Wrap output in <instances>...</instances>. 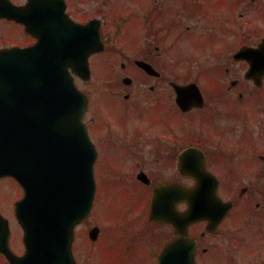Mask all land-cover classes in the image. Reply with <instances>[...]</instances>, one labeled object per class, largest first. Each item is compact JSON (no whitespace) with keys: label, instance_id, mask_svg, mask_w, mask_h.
Returning <instances> with one entry per match:
<instances>
[{"label":"flooded vegetation","instance_id":"flooded-vegetation-1","mask_svg":"<svg viewBox=\"0 0 264 264\" xmlns=\"http://www.w3.org/2000/svg\"><path fill=\"white\" fill-rule=\"evenodd\" d=\"M56 1L57 5L54 0H33L27 10L31 0H0V14L21 7L23 17L31 24L28 30L24 23L0 15V49L35 46L37 53L40 46L38 57L46 55L52 61L54 42L69 25L65 24L64 8L82 24L102 18L99 7L87 12L81 5L83 0ZM234 5L236 12L223 26L216 27L210 8L199 0H182L179 4V23L180 19L190 18L204 26L200 34L190 32L192 26L177 32V44L181 45L183 38L194 37L202 45V51L192 47L191 55L185 50L178 53L180 61L193 62L187 69L189 75H208V88L205 90L201 84V103L194 101L184 108L178 105L173 85L177 83V64L172 70H160L154 62L163 54L159 46L154 51L143 45L138 56L129 52V57L123 51L119 54L122 59L117 60L102 27L105 49L98 51L93 39L82 50L87 53L90 79L78 77V81L89 102L84 120L98 153V186L129 190L148 205L154 189L162 184L180 182L206 194L208 203L203 201L201 205L204 217L189 225L186 237L169 224L161 225L162 240L166 239L163 247L173 240L178 242L177 264H191L182 259L194 250V245L195 264H264V26L255 23L248 30L245 12L239 11L245 0H236ZM164 12H144L146 29L151 19L162 18ZM251 17L264 18V11ZM171 26L176 23L172 21ZM219 30L227 38H221ZM155 34L151 30L147 35ZM215 37L224 42L232 37V46L226 43V51L231 52L205 49L202 42L210 39L213 44ZM138 44H132L133 49L138 50ZM66 46H70L69 41ZM244 47L247 52L238 53ZM108 49L112 51L107 54ZM142 61L152 64L155 70L147 71L138 64ZM185 97L195 99L191 91ZM177 113L181 115L178 119ZM187 146H195L203 154L194 152L180 161L179 155ZM18 185L21 197L23 189ZM176 204L181 212L188 208L185 202ZM11 210L8 206L0 213L9 219L11 249L22 255L24 245L20 249L15 246V233L17 229L23 237V230ZM166 228L168 232L164 233ZM0 264H11L2 252Z\"/></svg>","mask_w":264,"mask_h":264},{"label":"water","instance_id":"water-1","mask_svg":"<svg viewBox=\"0 0 264 264\" xmlns=\"http://www.w3.org/2000/svg\"><path fill=\"white\" fill-rule=\"evenodd\" d=\"M21 12L16 7L10 15L25 22ZM69 21L59 37L63 35L70 44L65 50L71 58L65 57L63 63L54 57V65L37 66L34 48L0 51V177H15L25 190L16 209L25 231L26 253L21 258L8 249V222L0 215V251L13 264H78L73 255L75 226L91 214L94 203L97 154L83 122L88 103L68 68L88 78L87 53L82 50L91 40L98 46L101 40L99 31L91 35L89 25ZM175 87L179 103L186 105L190 100L186 91L193 85ZM16 88L25 90L26 96H13ZM18 101L25 105L17 106ZM174 185L154 190L150 217L173 223L177 229L181 219L186 223L196 215L198 191ZM175 188L176 203L190 204L184 216L174 208ZM98 231L93 228L91 236L95 238ZM181 233L187 235V231ZM175 245L162 252L160 264L177 261L180 249ZM193 255L194 250L188 251L185 260L193 262Z\"/></svg>","mask_w":264,"mask_h":264},{"label":"rangeland","instance_id":"rangeland-1","mask_svg":"<svg viewBox=\"0 0 264 264\" xmlns=\"http://www.w3.org/2000/svg\"><path fill=\"white\" fill-rule=\"evenodd\" d=\"M83 1L81 5L84 6L87 12L92 11L96 7L101 9L103 35L114 48V51L108 49L107 54L112 51L119 57L117 60H120L122 58L119 54L123 51H126L125 54L131 52V56H138L140 54L139 48L143 45L150 46L154 51H157L156 46H159L163 54L160 58H154V62L160 70H165L162 68L172 70L174 69V64H177V81L186 82L195 80L200 85L202 84L205 90L208 88V75L205 74L204 77L198 76L196 75L197 72L189 75L190 73L187 69L193 62L188 61L186 64L180 61L181 55H178L183 50L190 54L192 47L193 49L196 48L197 51H202V45L198 41L199 38L195 39L194 37L183 38L180 43L181 45L177 44V32L186 30L189 26H192L188 30L190 32L196 31L200 34L204 28L200 23L197 24L190 18L183 21L180 19V23L177 21V10L180 9L179 4L182 0ZM235 1L199 0L201 4L210 8L213 23L216 27L223 26L225 21H228L232 16L233 12H236ZM160 8L168 13L167 18H161L158 22L159 26L165 25V28H163L158 36H146L144 19L141 15L144 12L145 15L153 14ZM259 10L264 11V0H245V6L239 8L240 12H245V22L248 30L254 27L255 23H257L258 27L264 26L263 17H251L254 14L257 15ZM172 21L176 23L175 27L171 26ZM213 29L215 31V27ZM165 33L168 35L165 39H162ZM221 33L220 31L219 36L221 38L222 35L223 38H227L224 33ZM232 40V37L229 38L227 44L232 46L229 43L234 41ZM136 43H139L136 45L138 50L136 48L133 49L134 46L132 44ZM219 43L220 46H218L215 53L231 52L230 49L222 51L221 40ZM174 44L175 46L177 44L176 48L173 47ZM202 44H204L205 49L213 46L210 39L203 41ZM128 56L130 57L129 54ZM176 57L177 60L174 61ZM195 64L197 65L198 62H195ZM102 67H104L103 64ZM168 78L173 79V76H169ZM99 82L102 83L101 78H99ZM179 117L181 115L177 113V119ZM129 194L131 197H128L122 189L113 186L111 188L102 187L98 190L92 217L87 223L78 228V239L75 243V250L78 253L79 257L77 253L76 256L80 263L82 261L84 264H158L159 251L165 243L164 240L166 241L165 238L162 240L163 228L151 225L150 222L145 221L144 217L148 220V202H142V205L139 206V199L132 195L130 191ZM19 196L20 190L13 179L4 178L0 181V211L3 212V208L13 206ZM117 219H119L118 223H116ZM115 223V228L122 229V231L112 229ZM95 224L101 226V238L99 236L100 240L96 245V250L92 247L96 243L88 235L90 228ZM102 226H104V232ZM167 232L168 229L166 228L164 233ZM19 234L16 229L15 246L20 249ZM79 258L82 260L80 261Z\"/></svg>","mask_w":264,"mask_h":264}]
</instances>
